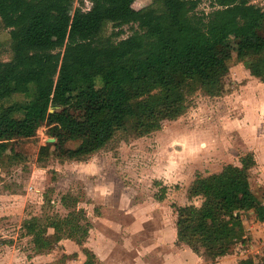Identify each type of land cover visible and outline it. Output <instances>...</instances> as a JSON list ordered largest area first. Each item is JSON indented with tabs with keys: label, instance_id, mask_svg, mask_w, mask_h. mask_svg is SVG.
<instances>
[{
	"label": "trees",
	"instance_id": "16d2710c",
	"mask_svg": "<svg viewBox=\"0 0 264 264\" xmlns=\"http://www.w3.org/2000/svg\"><path fill=\"white\" fill-rule=\"evenodd\" d=\"M128 1L90 0V9L79 7L73 12L74 0H0V18L11 30L14 53L10 61L0 57V102L17 94L26 97L0 107V158L12 151L15 136L37 134L44 117L36 116L34 108L52 98L56 84L67 93L61 104L69 105L79 95L80 78L90 90L101 78L104 98L94 104L95 109L126 108L122 117L88 121L87 131L77 135L80 145L74 151L76 160L82 161L130 126L137 136H145L160 130L165 120L180 117L187 110L194 83L209 95H219L229 67L215 49L232 37L239 39V59L247 58L250 74L264 81V8L253 0H211L212 10L201 13L197 12L200 0H160L161 10L142 8L130 16L124 8ZM108 22L137 28L133 26V33L125 38L103 41ZM248 37L254 40L245 54L243 42ZM164 63H171L173 70L164 73ZM47 122L55 132L74 124L56 111L47 115ZM242 164L197 176L188 193L203 202L177 208L178 244L194 252L203 249L217 259L245 238L243 213L253 210L264 222V202L250 183L256 160L249 155ZM61 201L69 210L66 216L46 213L24 221L22 228L38 253L54 248L44 228L73 240L77 232L83 231L84 239L88 235L90 221L79 207L80 199L67 193ZM87 255L85 264H93ZM239 264L259 263L250 257Z\"/></svg>",
	"mask_w": 264,
	"mask_h": 264
},
{
	"label": "rangeland",
	"instance_id": "374dc122",
	"mask_svg": "<svg viewBox=\"0 0 264 264\" xmlns=\"http://www.w3.org/2000/svg\"><path fill=\"white\" fill-rule=\"evenodd\" d=\"M252 2L264 8V0ZM91 6L90 0H74L73 12ZM124 8L130 16L142 8L161 10L162 2L130 0ZM210 10L211 0H200L197 12ZM133 26L137 28L108 22L101 40L125 38L133 33ZM0 40V57L10 61L14 55L11 30L1 18ZM253 40L248 37L243 42L245 54ZM215 50L229 67L219 95H209L194 83L187 96V110L180 117L165 120L160 130L145 136H137L130 126L82 161L76 160L74 151L80 145L77 135L87 131L88 121L122 117L126 108L95 109L94 104L104 98L101 78L94 90L80 78L79 95L69 105L61 104L67 93L56 84L52 98L34 108L36 116L44 117L37 134L15 136L10 143L12 151L0 158L2 245L16 246L27 259L41 255L39 264H85L87 252L93 264H163L178 259H166V254L177 256V250L189 247L175 241L177 208L202 204V198H190L188 193L197 176L218 173L228 164L242 167L247 156L264 155V81L252 77L247 58L239 59L238 38H230ZM173 68L171 63L162 65L164 73ZM177 78L182 80L180 74ZM25 99L17 94L0 102V107ZM55 111L72 118L73 126L55 132L54 125L47 122V115ZM253 172L254 192L264 200V187ZM67 193L80 199L79 207L85 209L90 221L88 235L84 239L85 233L77 232L73 240L44 228L54 248L38 253L32 237L22 228L24 221L46 213L66 216L69 210L61 199ZM10 206L12 211L7 214ZM250 232L248 238H239L226 256L213 259L200 249L195 264H239L243 253L264 264V237L252 229ZM94 248L102 259L92 253Z\"/></svg>",
	"mask_w": 264,
	"mask_h": 264
},
{
	"label": "crops",
	"instance_id": "0c3cea01",
	"mask_svg": "<svg viewBox=\"0 0 264 264\" xmlns=\"http://www.w3.org/2000/svg\"><path fill=\"white\" fill-rule=\"evenodd\" d=\"M255 160H256V165L251 169V171H254L253 173L257 174L256 179L259 180L260 187H264V155L263 156L259 155V153L258 155L256 154ZM250 183L254 191V187H253L254 184L252 182L251 177H250ZM260 199L264 202L262 198ZM183 206H186V204H184ZM11 207L12 206H10V208L7 209V214L11 213L12 211ZM242 220L246 229L245 238H248L250 233H252L250 232L251 229L256 235H258V237L260 236L264 237V222H261L257 219V216L253 210L243 213ZM175 241L177 244V234ZM92 253H94V255L97 256L99 255L100 259H102L100 252L96 248H94ZM174 254H176L177 256L172 255V252L166 254L167 255L166 259H171V257L173 258L178 257V259L169 260L168 263L164 259L166 264H195L198 256V254L189 247H185L180 250H177L176 253ZM40 257L42 256L38 255V256H34L33 258L27 259L25 256L23 257V254H21L19 250H17L16 246L10 248V246L6 244L2 245V243L0 242V264H39ZM165 262L163 264H165Z\"/></svg>",
	"mask_w": 264,
	"mask_h": 264
},
{
	"label": "built area",
	"instance_id": "2783aa9c",
	"mask_svg": "<svg viewBox=\"0 0 264 264\" xmlns=\"http://www.w3.org/2000/svg\"><path fill=\"white\" fill-rule=\"evenodd\" d=\"M251 248L254 250L255 248H254V246H251ZM248 258H250V256H248L247 254H242V257H241V259L242 260H246V259H248Z\"/></svg>",
	"mask_w": 264,
	"mask_h": 264
}]
</instances>
